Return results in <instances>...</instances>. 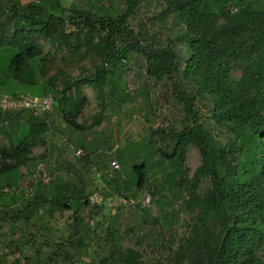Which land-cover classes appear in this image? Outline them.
Wrapping results in <instances>:
<instances>
[{
  "label": "trees",
  "instance_id": "16d2710c",
  "mask_svg": "<svg viewBox=\"0 0 264 264\" xmlns=\"http://www.w3.org/2000/svg\"><path fill=\"white\" fill-rule=\"evenodd\" d=\"M105 1L110 0H99L96 8L87 2L90 7L85 8L79 0L70 7L63 0H0V51H13L4 80L13 91L0 90V101L4 94L52 96L54 113L64 125L93 130L104 122L108 108V67L140 55L148 78L156 83L173 80L184 101L185 119L177 121L179 128L170 125L168 131L157 128L152 133L163 147L141 155L145 158L132 166L135 181H124L122 175L103 177L128 200L126 189L133 199L150 191L160 207L171 201L170 218L165 219L179 224L184 212L187 233L171 236L174 248L159 256L158 247L167 244L160 233L144 258L138 244L124 243L135 229L117 224V211L128 205L112 213L107 203L91 205L92 193L73 191L58 179L36 180L26 194L19 186L20 171L25 167L31 172L45 158L34 157L33 149L44 144L50 127L32 110L11 114L0 106V137L6 134L10 140L6 145L0 138V245L11 234L6 247L20 252L10 264H79L83 255L90 259L84 264H264V0H160L163 10L156 19L174 16L181 29L164 42L156 35L146 40V30L137 34L129 28L140 0H126V9L116 12ZM233 7L238 11L231 12ZM180 44L188 50L182 53ZM92 56L100 62L86 76L83 64ZM75 70L80 78L73 76ZM87 84L95 88L101 109L90 124L78 121L88 101L82 91ZM198 98L208 105L207 117L196 106ZM24 114L29 134L9 131L12 125L19 127ZM211 122L225 138L215 134ZM190 149L201 160L193 175L185 163ZM90 158L83 156L81 162ZM144 208L147 221L160 223ZM66 213L70 222L62 228L49 225ZM8 260L7 254L0 255V264Z\"/></svg>",
  "mask_w": 264,
  "mask_h": 264
},
{
  "label": "rangeland",
  "instance_id": "374dc122",
  "mask_svg": "<svg viewBox=\"0 0 264 264\" xmlns=\"http://www.w3.org/2000/svg\"><path fill=\"white\" fill-rule=\"evenodd\" d=\"M31 1L35 0H22V3L27 4ZM76 1L63 0V3L66 7H70ZM87 2L94 3V8H96L95 6H98L99 0H79L78 3H82V7L88 8L90 4H87ZM104 5H110L109 8L114 12L124 11L127 7L126 0L105 1ZM162 10L163 5L160 0H140L129 20V28L133 29L137 34L146 30L143 37L149 41L154 35L162 42L168 36L174 38L180 34L181 29L178 27L174 16H170L164 22L156 19L157 14L161 13ZM69 30H72L71 26H69ZM40 42L45 46L46 50L50 48V45L43 40H40ZM178 48L182 53L186 49L188 50L183 44L178 45ZM12 56L13 51L10 49L4 52L0 51V90L7 92L13 91L11 86L4 83L6 79L5 67ZM99 62L96 56H92L84 62L85 75L94 74L92 65H98ZM57 65L62 66L63 63L59 61ZM108 68L112 70V74L108 77L109 81L106 89L108 108L105 113V120L101 126H96L93 130L78 131L64 125L58 114L52 113L54 108L50 113L40 114L42 120L49 121L55 126H53V129L50 128L51 131L48 132L44 144L33 149L34 157L45 156V158L39 159L31 172L25 167L20 171L19 186L25 190L26 194L29 193L28 195H30L32 193L36 180L44 182L43 175L37 171V166L42 163L45 166L50 182L58 179L69 183L73 191L83 190L86 194L98 192L105 199L108 196V199L115 201L123 195L120 193L119 195L117 191L105 183L104 174L110 175L113 179L122 175L124 181L127 177H132L133 181H135L132 166L145 158H142L141 155L148 154L151 149L155 152L163 147L161 142L157 143L152 138V133L157 128L168 131L170 125L179 128L177 121L185 119L184 101L179 99L175 92L173 80L168 79L161 83H156L153 79L148 78L144 70V59L140 55L131 54L126 61H123V65L119 66L118 64L117 67L112 65ZM79 73V70L72 71L73 76L78 78H80ZM178 82L181 83L182 81L178 79ZM15 86L21 91L24 90L18 83ZM182 86L184 85L182 84ZM83 88L84 96L88 101L78 116V121L90 124L93 117L101 109L95 88L91 84H87ZM195 103L200 110V114L207 117L209 111L206 101L198 98ZM20 110L25 111L26 109L14 110L10 111V113L15 114ZM25 120L24 114L22 120L18 123L19 127L12 125L8 130L13 132L14 129H17L20 132H24L25 135L29 134L30 124L25 122ZM210 128L214 130L217 136L225 138L224 131L212 125V122ZM155 137L158 140V137ZM0 138L3 144L9 145L10 140L6 134L1 135ZM76 149L83 150L81 157L77 153L79 150ZM83 156L91 158L81 162ZM114 161L117 162L120 169H116L112 165ZM200 161L198 151L190 149L185 161L190 175L194 174L200 165ZM66 162L70 163L71 166L69 168ZM76 170L80 171L77 172ZM97 174L101 177H97ZM151 179L154 180V176ZM8 188L6 187L5 191ZM124 194L133 199L128 189L124 191ZM147 194L151 193L145 190L136 199H133L137 202V208L128 205L118 210L116 213L119 214L117 224H120L123 229L127 227L135 229L134 236H129L124 243L126 246L131 247L138 244V248L140 247V250H142L144 258L150 255L156 239L161 238L160 233L165 234L164 242H167L166 248L158 247L160 252L158 255L165 256L168 254L169 248H174L170 241L171 236L175 234L177 238H182L187 233V215L182 212L179 224H172L170 223L171 219H165L172 210V202L163 203V206L160 207L158 204L153 203L151 198L149 207L144 209L150 210L152 217L159 218L160 223L156 225L150 223L141 214L143 208L142 200ZM177 208L178 205L175 206V209ZM84 215L88 219V214L84 213ZM69 216V213H66L61 219L58 216L57 219L49 221V225L62 228L65 222H70ZM102 216L103 214L100 215V218ZM168 218L170 217L168 216ZM10 235H8L9 238H6L5 243L0 245V255L7 254L9 264L20 255L19 251L6 247L8 240H10ZM39 241L41 242L42 239H38ZM161 244V242L158 243V245ZM89 261V257L83 255L79 264L88 263Z\"/></svg>",
  "mask_w": 264,
  "mask_h": 264
},
{
  "label": "built area",
  "instance_id": "2783aa9c",
  "mask_svg": "<svg viewBox=\"0 0 264 264\" xmlns=\"http://www.w3.org/2000/svg\"><path fill=\"white\" fill-rule=\"evenodd\" d=\"M238 11V7L231 8V12L235 13ZM53 103L54 98L52 96H46V97H38L33 96L31 94H21L17 97H13L8 94H4L0 101V106L4 110H18V109H28L34 111L36 114L38 113H46L50 112L53 109ZM78 155L81 154V150H79ZM112 165L116 169H120L117 162H113ZM37 171L43 175V180L45 183L49 181V177L47 172L45 171V166L40 163L37 166ZM99 174H97V177ZM7 191V190H6ZM89 202L91 205L94 206H101L107 203L108 207L111 208L112 213H115L117 210V206L119 205H130L134 208L135 201L134 200H128L127 198L120 196L117 201H111L110 199H105L101 194L95 192L92 193L89 196ZM151 202L150 194H147V196L142 200V206L143 207H149Z\"/></svg>",
  "mask_w": 264,
  "mask_h": 264
},
{
  "label": "crops",
  "instance_id": "0c3cea01",
  "mask_svg": "<svg viewBox=\"0 0 264 264\" xmlns=\"http://www.w3.org/2000/svg\"><path fill=\"white\" fill-rule=\"evenodd\" d=\"M21 2H22V0H21ZM32 2V1H31ZM23 4V3H22ZM84 87V86H83ZM82 87V91L84 92V88ZM47 113H49V112H47ZM52 113H54V111L52 112ZM40 115V114H39ZM48 125H49V127L51 128V129H53V126H55L53 123L51 124L49 121H48ZM51 131V130H50ZM52 132H53V130H52Z\"/></svg>",
  "mask_w": 264,
  "mask_h": 264
},
{
  "label": "clouds",
  "instance_id": "9594fccd",
  "mask_svg": "<svg viewBox=\"0 0 264 264\" xmlns=\"http://www.w3.org/2000/svg\"><path fill=\"white\" fill-rule=\"evenodd\" d=\"M47 113V112H46ZM36 114V113H35ZM38 114H40V113H38Z\"/></svg>",
  "mask_w": 264,
  "mask_h": 264
}]
</instances>
